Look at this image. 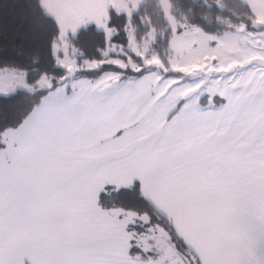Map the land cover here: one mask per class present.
<instances>
[{
	"label": "snow or ice",
	"instance_id": "snow-or-ice-1",
	"mask_svg": "<svg viewBox=\"0 0 264 264\" xmlns=\"http://www.w3.org/2000/svg\"><path fill=\"white\" fill-rule=\"evenodd\" d=\"M176 3L141 40L137 0H32L47 59L0 67V96L29 97L0 125V264H264V0L223 34ZM89 26L99 59L74 46Z\"/></svg>",
	"mask_w": 264,
	"mask_h": 264
},
{
	"label": "trees",
	"instance_id": "trees-1",
	"mask_svg": "<svg viewBox=\"0 0 264 264\" xmlns=\"http://www.w3.org/2000/svg\"><path fill=\"white\" fill-rule=\"evenodd\" d=\"M171 7L178 10L180 5L176 0H169ZM184 5L183 11L194 15L197 26L209 33H221L233 30L238 24L251 20L249 7L242 0H220L223 9L209 7L216 0H180ZM32 0H0V67L14 66L27 63L29 53L40 50L47 59V42L49 26L42 21L38 14L30 7ZM138 17L145 20L139 24ZM138 17L134 18L137 35L142 38L147 31L154 27L158 34L165 32L168 27L164 11L159 0H144L139 6ZM150 18L151 24H148ZM227 21V23H225ZM112 23L116 26L124 24V17L113 15ZM123 34L115 37V41H122ZM105 37L100 30L89 26L80 30L74 46L81 49L89 57L100 58L98 48L105 46ZM156 46L161 49L167 46V41L156 39ZM29 97L17 94L9 97L0 96V125L14 123L29 107ZM110 202L116 205H127L144 210V204L132 199L124 193L114 194Z\"/></svg>",
	"mask_w": 264,
	"mask_h": 264
},
{
	"label": "rangeland",
	"instance_id": "rangeland-1",
	"mask_svg": "<svg viewBox=\"0 0 264 264\" xmlns=\"http://www.w3.org/2000/svg\"><path fill=\"white\" fill-rule=\"evenodd\" d=\"M143 1L144 0H137L138 6H140ZM159 2H160V5L162 7V0H159ZM169 5H170V2H169ZM170 7H171V5H170ZM162 9H163V7H162ZM164 14H165V17H166V13L165 12H164ZM241 24H243V23L238 24L233 30H228V31H231L233 33H237L239 31V27H240ZM150 31H155L157 33V31L154 29V27H151L143 37H145ZM223 32H225V31H223ZM223 32H221V33H211V34H223ZM143 37L140 38V39L142 40Z\"/></svg>",
	"mask_w": 264,
	"mask_h": 264
},
{
	"label": "crops",
	"instance_id": "crops-1",
	"mask_svg": "<svg viewBox=\"0 0 264 264\" xmlns=\"http://www.w3.org/2000/svg\"><path fill=\"white\" fill-rule=\"evenodd\" d=\"M244 3H246V0H242ZM247 4V3H246ZM248 5V4H247Z\"/></svg>",
	"mask_w": 264,
	"mask_h": 264
}]
</instances>
